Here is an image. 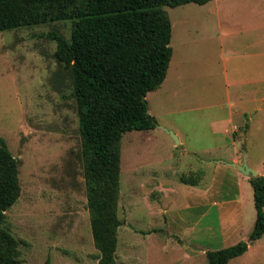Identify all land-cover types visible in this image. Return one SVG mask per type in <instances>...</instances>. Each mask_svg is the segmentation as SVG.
Here are the masks:
<instances>
[{
    "label": "rangeland",
    "instance_id": "obj_1",
    "mask_svg": "<svg viewBox=\"0 0 264 264\" xmlns=\"http://www.w3.org/2000/svg\"><path fill=\"white\" fill-rule=\"evenodd\" d=\"M165 10L171 60L146 96L155 127L126 132L119 144L116 264H209L205 252L241 241L248 250L228 264H264V234L249 242V177L227 166L244 161L264 177V73L252 70L257 50L245 52L253 58L228 50L243 53L242 42L264 34V0ZM71 31V21H60L0 32V138L17 160L20 187L3 227L18 241L19 264H96L98 257L72 75L48 36L70 40ZM242 110L246 136L225 134ZM182 175L198 184L181 183Z\"/></svg>",
    "mask_w": 264,
    "mask_h": 264
},
{
    "label": "trees",
    "instance_id": "obj_2",
    "mask_svg": "<svg viewBox=\"0 0 264 264\" xmlns=\"http://www.w3.org/2000/svg\"><path fill=\"white\" fill-rule=\"evenodd\" d=\"M213 0H0V32L71 21L70 40L50 33L55 58L69 68L78 116L86 208L97 264H116L122 135L155 127L146 96L165 80L171 25L165 7ZM17 160L0 138V264H19L18 241L3 227L19 198ZM185 185H197L182 175ZM255 222L249 242L264 234V177L249 178ZM246 242L205 252L209 264H228ZM48 264V263H47Z\"/></svg>",
    "mask_w": 264,
    "mask_h": 264
},
{
    "label": "crops",
    "instance_id": "obj_3",
    "mask_svg": "<svg viewBox=\"0 0 264 264\" xmlns=\"http://www.w3.org/2000/svg\"><path fill=\"white\" fill-rule=\"evenodd\" d=\"M243 53L241 52H234L231 49H228L230 52V56L232 57H238V58H249V57H255L251 55V53H245L248 52L251 49H255V51L257 50V62L254 61V66H253V72L256 73L257 75H260L262 73H264V34L262 35H257V41L255 40H249L248 42H242ZM256 78V77H254ZM257 81H263V77H257L256 79H254L252 81V83H256ZM237 114V113H236ZM237 120H235V124L232 126V128L229 129H225L224 133L225 134H230L232 133V135H235V132L238 131L239 129V133H237V136H243L245 137L247 132L249 131V118L247 117V113L245 112V110H242L238 115H236ZM180 143V142H179ZM231 161H235L237 162V160L235 158H233ZM98 263V260H96V264Z\"/></svg>",
    "mask_w": 264,
    "mask_h": 264
},
{
    "label": "water",
    "instance_id": "obj_4",
    "mask_svg": "<svg viewBox=\"0 0 264 264\" xmlns=\"http://www.w3.org/2000/svg\"><path fill=\"white\" fill-rule=\"evenodd\" d=\"M168 134L178 144L177 137L170 131H168ZM227 166L233 167L239 173H241L242 175L247 176L249 178H254V177L258 176V173L255 170L249 168L244 161L242 162L241 165L240 164H235V163H227Z\"/></svg>",
    "mask_w": 264,
    "mask_h": 264
}]
</instances>
